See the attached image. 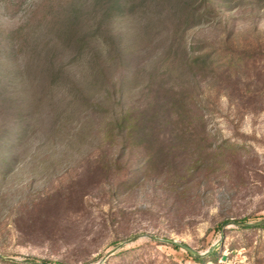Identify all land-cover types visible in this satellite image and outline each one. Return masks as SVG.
Returning <instances> with one entry per match:
<instances>
[{
  "label": "rangeland",
  "instance_id": "1",
  "mask_svg": "<svg viewBox=\"0 0 264 264\" xmlns=\"http://www.w3.org/2000/svg\"><path fill=\"white\" fill-rule=\"evenodd\" d=\"M121 1L0 0V259L264 264V0Z\"/></svg>",
  "mask_w": 264,
  "mask_h": 264
},
{
  "label": "trees",
  "instance_id": "2",
  "mask_svg": "<svg viewBox=\"0 0 264 264\" xmlns=\"http://www.w3.org/2000/svg\"><path fill=\"white\" fill-rule=\"evenodd\" d=\"M99 1H103V0H99ZM109 1V4H111V6L115 7L117 5H120V7L122 6L121 4V0H107V2ZM106 2V3H107ZM120 10V9H119ZM78 9L77 8H74L73 9V12H72V16L76 15ZM184 17L185 20H193L195 19V13H190L189 11H184V13H181ZM47 17V18H46ZM45 18L48 19L50 18L49 16H46ZM182 17V18H183ZM54 19V18H53ZM53 19L51 20L50 19V24L52 25V27L54 26L56 28V32H57V35L61 38V40H63L65 43H72L73 41H75V34H74V24H75V21L71 20L73 19L71 16L66 18L65 20L62 19V20H56V21H53ZM198 61V58H195L194 62L193 63H196ZM126 118H127V115H123V113L119 114L118 116H116V119L115 121H118L119 123H123L122 125L124 126V121H126ZM124 128V127H123ZM123 128L121 127L120 130V134H121V152H122V155H121V158L124 159V160H127L128 162V159H126V157L128 156V153H129V150H130V147L127 145V140H128V136L127 137H122V135L124 136V134H127L128 132V129L125 127V131L123 130ZM115 165H118L117 161H114L113 162ZM139 171H136L135 173L132 172L130 173V176L128 177L129 181H127V183L129 182H137L139 180ZM126 184V183H124ZM124 186H122L121 188H123ZM120 195V188L119 189H116L113 193V196L114 197H117ZM262 229H264V226L262 227ZM175 249H177V247H174ZM216 253L215 251H212L209 255H207L206 257H193L194 261H196L197 263L199 264H205L206 262V259H209V261L211 262H214L215 264H218V259L216 258ZM0 262L1 263H11V262H8V261H4L2 259H0Z\"/></svg>",
  "mask_w": 264,
  "mask_h": 264
},
{
  "label": "water",
  "instance_id": "3",
  "mask_svg": "<svg viewBox=\"0 0 264 264\" xmlns=\"http://www.w3.org/2000/svg\"><path fill=\"white\" fill-rule=\"evenodd\" d=\"M235 227H243V228H255V227H263L264 226V220L261 221H257L254 223H238V222H233L232 223ZM144 237V236H141ZM152 240H158L167 244H170L174 247H178L183 249L184 251H186L187 253H189L190 255H192L193 257H205L207 255H209L214 249L215 246L211 247L209 250H207L205 253L203 254H199L198 252H196L194 249H192L191 247L184 245L182 243H179L177 241H169V240H161V239H157L153 236H146ZM139 237H135L129 241H127L126 243H131L133 241H135L136 239H138ZM122 247V245H119L116 249H114L111 253H109L108 256L114 254L118 249H120ZM2 258V257H1ZM11 261H14L13 259H9ZM104 262V260H102L99 264H102ZM25 263H29V264H39V263H35V262H30V261H25Z\"/></svg>",
  "mask_w": 264,
  "mask_h": 264
}]
</instances>
